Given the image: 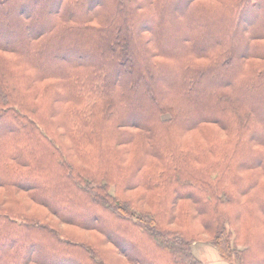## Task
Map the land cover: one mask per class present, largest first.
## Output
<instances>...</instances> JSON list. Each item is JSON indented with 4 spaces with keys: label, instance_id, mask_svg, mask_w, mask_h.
Masks as SVG:
<instances>
[{
    "label": "trees",
    "instance_id": "trees-1",
    "mask_svg": "<svg viewBox=\"0 0 264 264\" xmlns=\"http://www.w3.org/2000/svg\"><path fill=\"white\" fill-rule=\"evenodd\" d=\"M0 127V264H264V0H0Z\"/></svg>",
    "mask_w": 264,
    "mask_h": 264
},
{
    "label": "rangeland",
    "instance_id": "rangeland-1",
    "mask_svg": "<svg viewBox=\"0 0 264 264\" xmlns=\"http://www.w3.org/2000/svg\"><path fill=\"white\" fill-rule=\"evenodd\" d=\"M91 56L92 53L89 52L87 59H91ZM38 208L37 210L40 211ZM191 253L198 259V261H200L201 264H230L229 261L223 259L219 255L216 247L207 239L201 238L194 240L191 243ZM233 264H237L236 260L233 261Z\"/></svg>",
    "mask_w": 264,
    "mask_h": 264
}]
</instances>
